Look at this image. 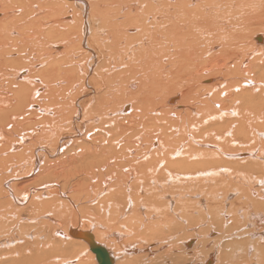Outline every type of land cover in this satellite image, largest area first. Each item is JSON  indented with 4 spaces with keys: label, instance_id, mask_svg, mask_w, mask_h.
I'll list each match as a JSON object with an SVG mask.
<instances>
[{
    "label": "bare ground",
    "instance_id": "bare-ground-1",
    "mask_svg": "<svg viewBox=\"0 0 264 264\" xmlns=\"http://www.w3.org/2000/svg\"><path fill=\"white\" fill-rule=\"evenodd\" d=\"M90 234L264 264V0H0V264H99Z\"/></svg>",
    "mask_w": 264,
    "mask_h": 264
},
{
    "label": "water",
    "instance_id": "water-1",
    "mask_svg": "<svg viewBox=\"0 0 264 264\" xmlns=\"http://www.w3.org/2000/svg\"><path fill=\"white\" fill-rule=\"evenodd\" d=\"M90 238L92 249L97 254L99 264H113V259L110 257L108 250L104 246L98 245L94 240H92L91 234Z\"/></svg>",
    "mask_w": 264,
    "mask_h": 264
},
{
    "label": "rangeland",
    "instance_id": "rangeland-1",
    "mask_svg": "<svg viewBox=\"0 0 264 264\" xmlns=\"http://www.w3.org/2000/svg\"><path fill=\"white\" fill-rule=\"evenodd\" d=\"M129 105V104H128ZM127 105V106H128ZM69 234H70V232H69ZM72 236V235H71ZM72 237H74V236H72ZM172 264H187V263H185V262H174V263H172Z\"/></svg>",
    "mask_w": 264,
    "mask_h": 264
}]
</instances>
